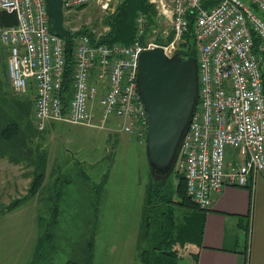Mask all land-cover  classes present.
<instances>
[{
	"label": "built area",
	"instance_id": "2783aa9c",
	"mask_svg": "<svg viewBox=\"0 0 264 264\" xmlns=\"http://www.w3.org/2000/svg\"><path fill=\"white\" fill-rule=\"evenodd\" d=\"M170 13L173 39L145 38L148 16L139 12L136 38L129 44L101 42L93 28L73 37L74 64L65 90L67 38L51 30L47 0H0V37L9 48V79L17 95L32 83L36 129L50 121L94 127L96 77L109 88L101 98L104 119H121L120 132L146 142L149 117L138 90L141 53L162 46L172 57L179 52L194 18L199 103L184 138L175 169L187 183V193L203 210L212 195L227 186L254 189L264 173V0H160ZM72 16L109 0H62ZM14 16L5 24L4 15ZM91 34L93 36H91ZM67 98V103H65Z\"/></svg>",
	"mask_w": 264,
	"mask_h": 264
},
{
	"label": "rangeland",
	"instance_id": "374dc122",
	"mask_svg": "<svg viewBox=\"0 0 264 264\" xmlns=\"http://www.w3.org/2000/svg\"><path fill=\"white\" fill-rule=\"evenodd\" d=\"M124 1L109 0L108 8L94 3L75 15H65V23L81 31L93 28L102 38L110 32L113 14ZM149 2L155 6L156 22L150 26L153 34L148 39L168 33L170 38V13L163 10L160 0ZM9 55V48L0 37V78L9 82L16 95L9 79ZM93 84L99 90L93 102L94 127L50 121L45 130L39 131L31 112L22 141L27 159L23 164L31 169L32 176L33 162L49 153V172L38 195L24 200L10 215L0 209V264H29L39 236V264H88L91 244L92 264H141V252L148 245L143 233L140 241L150 183L146 142L140 143L136 136L120 132L121 119L117 116L104 119L100 101L109 85L96 77ZM27 95L33 100L31 91ZM10 174L6 175L5 188L0 179L3 206L25 197L33 179L32 176L29 183L28 174L14 182ZM177 179L175 169L166 184L170 186ZM15 183L28 188L24 192L23 186ZM173 198L177 199V195ZM168 245L177 248V244Z\"/></svg>",
	"mask_w": 264,
	"mask_h": 264
},
{
	"label": "trees",
	"instance_id": "16d2710c",
	"mask_svg": "<svg viewBox=\"0 0 264 264\" xmlns=\"http://www.w3.org/2000/svg\"><path fill=\"white\" fill-rule=\"evenodd\" d=\"M208 0L205 3L213 2ZM206 5V4H205ZM139 12H144L148 16L149 28L147 29L146 41L151 33V25L156 22L155 6L149 0H125L117 9V13L113 14L111 30L106 36L101 38L103 43L121 42L124 44L131 43L137 35L135 20ZM189 30L184 35L179 51L196 57L195 37L193 33L194 18L188 15ZM5 24H11L14 16L5 14ZM89 32L86 28L82 32ZM173 33L167 41L172 39ZM91 36H93L91 34ZM73 38H67V71L65 75V90L69 88L70 73L74 64ZM160 44L166 43L164 38L159 35L156 39ZM7 80L0 78V156H10L15 161L26 159L24 157L23 142L25 141L26 128L30 121L31 112L33 113V100L26 95H14L11 91ZM67 103V98H65ZM21 154V155H20ZM46 156H40L33 162L35 170L33 171V180L29 186L28 193L25 197H21L12 201L9 205L0 204V209L9 212L16 209L24 200L35 197L44 187L46 177L47 160ZM27 160V159H26ZM175 172V170H174ZM173 172V173H174ZM172 173V174H173ZM177 181L170 186L165 181H156L150 174V183L146 193V201L143 210V218L140 232L147 239L148 245L142 250L140 258L141 264H178L175 252L171 251L168 244L176 242H185L188 238L186 231L178 224L179 218L175 215V205L187 206L197 204L191 199L187 193V183L185 178L177 172ZM177 195V199L173 196ZM40 196V195H39ZM170 204V205H167ZM198 207V206H197ZM199 208V207H198ZM47 239V237H46ZM189 238L187 239V241ZM41 246V245H40ZM40 246L34 254L30 264H39L38 256ZM93 252L92 244L89 248L88 264H92ZM68 264H80L78 261H69Z\"/></svg>",
	"mask_w": 264,
	"mask_h": 264
},
{
	"label": "crops",
	"instance_id": "0c3cea01",
	"mask_svg": "<svg viewBox=\"0 0 264 264\" xmlns=\"http://www.w3.org/2000/svg\"><path fill=\"white\" fill-rule=\"evenodd\" d=\"M30 91L34 94L32 83L27 94ZM34 102L35 94L33 112ZM20 160L15 161L7 155L0 156V179L4 182L3 188L6 175L10 172L14 174H10L14 182L23 180L29 174L27 180L30 183L33 171L30 176L31 169H26L23 158ZM49 161L51 160L47 153V166ZM15 185L23 186L24 192L28 188H24V184ZM21 204L16 209L5 212V215L12 214ZM175 215L179 218L177 223L183 227L189 238L188 241L187 238L185 242L174 243L177 248L171 247L178 264L180 261H183L182 264H264V173L258 177L253 190L227 186L212 195L210 209L203 210L191 204H176ZM40 238L39 236L30 262L38 249ZM179 251L182 252L178 254Z\"/></svg>",
	"mask_w": 264,
	"mask_h": 264
},
{
	"label": "water",
	"instance_id": "95a60500",
	"mask_svg": "<svg viewBox=\"0 0 264 264\" xmlns=\"http://www.w3.org/2000/svg\"><path fill=\"white\" fill-rule=\"evenodd\" d=\"M51 30L60 37L76 35L65 26L62 0H47ZM139 93L149 117L146 157L152 178L167 180L175 170L184 138L199 103L197 58L185 52L169 57L162 46L141 53Z\"/></svg>",
	"mask_w": 264,
	"mask_h": 264
}]
</instances>
